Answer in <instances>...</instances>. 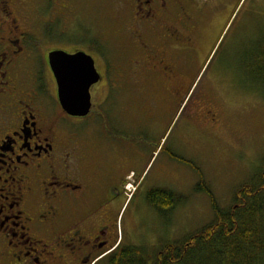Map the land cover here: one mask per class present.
I'll return each mask as SVG.
<instances>
[{
    "label": "flooded vegetation",
    "instance_id": "obj_1",
    "mask_svg": "<svg viewBox=\"0 0 264 264\" xmlns=\"http://www.w3.org/2000/svg\"><path fill=\"white\" fill-rule=\"evenodd\" d=\"M237 2L0 0V264H167L162 260L173 256L174 241L191 245L190 235L176 239L164 233L154 247L131 245L120 236L115 205L125 196L126 183L139 181L132 154L112 144L111 134L121 126L112 102L119 90L125 94L130 141L158 136L189 99L200 130L191 136L195 148L216 137L230 117L221 114H229L227 92L241 99L243 80L256 81L264 48L257 35L248 42L236 39L219 69L196 85L224 24V5ZM78 3L85 13L77 12ZM99 4L112 8L122 22L108 36L118 46L106 33L100 35L105 42L96 34L90 46L57 43L61 18L93 22ZM59 51L85 52L99 74L89 87L84 115L68 113L61 103L50 61ZM139 149L136 144L132 153ZM153 188L171 196L165 205L147 201L153 217L168 224L177 195ZM130 247L138 252L125 250ZM129 253L131 263L125 262ZM118 255L122 263L110 262Z\"/></svg>",
    "mask_w": 264,
    "mask_h": 264
},
{
    "label": "rangeland",
    "instance_id": "obj_2",
    "mask_svg": "<svg viewBox=\"0 0 264 264\" xmlns=\"http://www.w3.org/2000/svg\"><path fill=\"white\" fill-rule=\"evenodd\" d=\"M98 8L94 10L93 22L88 17L78 22L71 17L61 18L56 25L57 43L90 46L96 34L98 39L105 42V37L100 35L106 33L109 43L118 46L119 41L108 37L122 27L118 14L105 5L99 4ZM101 8L106 10L102 11ZM77 12L85 13L84 5L78 3ZM223 13L224 24L196 85H201L219 69L236 39L248 42L250 37L256 35L257 39L264 38V0H238L232 6L226 3ZM106 19L109 20L107 32ZM98 65L102 70V64ZM222 82L227 84L228 78L225 77ZM241 94L240 99L239 93L233 90L227 92L230 115L226 110L221 114L223 118L230 117L220 125L221 130L216 137L208 138L197 149L191 136L200 130L194 120L192 99L185 100L179 106L158 136H136L130 141L125 135V94L120 90L115 94L112 111L114 118L120 121L123 132L119 126L111 134V142L132 154V173L136 178L140 177L133 195L127 200L126 196H122L115 205L117 230L126 242L154 247V244L160 243V237L165 238L164 233L180 239L194 234L213 219L209 196L196 189L200 180L197 168L218 206L224 209L233 205L234 195L242 184L258 180L264 170V86L248 77L243 80ZM238 99L240 102L235 105ZM136 144H140V149L134 154ZM172 152L178 155V159ZM153 187L171 189L178 196L168 224L154 218L148 209L146 197ZM102 263L105 262L97 264Z\"/></svg>",
    "mask_w": 264,
    "mask_h": 264
},
{
    "label": "trees",
    "instance_id": "obj_3",
    "mask_svg": "<svg viewBox=\"0 0 264 264\" xmlns=\"http://www.w3.org/2000/svg\"><path fill=\"white\" fill-rule=\"evenodd\" d=\"M256 83L264 86V48L259 52ZM264 167V166H262ZM196 189L204 191L212 204L213 219L191 234V245L174 241L173 253L166 254L162 262L167 264H264V170L257 181L242 184L234 195L233 205L220 208L201 176ZM166 189L148 191L149 203L165 205L171 196ZM178 200H176L177 202ZM135 249V250H134ZM125 250L138 252V247ZM110 262L122 263V255ZM125 262H133V254L125 255ZM155 262H157L155 257Z\"/></svg>",
    "mask_w": 264,
    "mask_h": 264
},
{
    "label": "water",
    "instance_id": "obj_4",
    "mask_svg": "<svg viewBox=\"0 0 264 264\" xmlns=\"http://www.w3.org/2000/svg\"><path fill=\"white\" fill-rule=\"evenodd\" d=\"M50 61L63 107L73 115L86 114L90 106L89 87L99 78L91 56L83 51H59L50 55Z\"/></svg>",
    "mask_w": 264,
    "mask_h": 264
}]
</instances>
